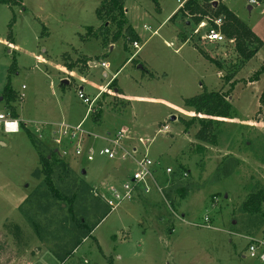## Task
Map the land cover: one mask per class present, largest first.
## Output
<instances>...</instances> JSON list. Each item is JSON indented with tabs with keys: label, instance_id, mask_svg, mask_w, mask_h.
I'll use <instances>...</instances> for the list:
<instances>
[{
	"label": "rangeland",
	"instance_id": "1",
	"mask_svg": "<svg viewBox=\"0 0 264 264\" xmlns=\"http://www.w3.org/2000/svg\"><path fill=\"white\" fill-rule=\"evenodd\" d=\"M101 1L0 4V113L12 112L3 98L9 82L18 93L14 109L27 123L19 122L55 148L60 135L54 132L57 128L52 126V132L42 123L65 119L76 128L89 107L78 91L83 88L90 100L100 94L101 122L96 124L91 117L97 101L83 129L101 137L125 130L127 148H147L160 163L155 167L156 183L151 182L149 195L136 193L111 210L61 260L53 251L65 254L64 245L70 239L71 226L64 221L69 216L67 206L61 210L56 203L44 204L40 215H33L43 227L41 236L29 224L21 209L43 184L40 155L21 124L20 132L6 133L0 123V264H263L250 258L247 250L255 240L264 242V224L257 231L244 212L248 198L264 191L261 9L255 7L250 13L247 0H224L263 41L260 50L243 63L234 42L208 41L206 27L196 35L190 17L170 20L184 0H127V18L141 38V49L127 43L131 51L127 52L124 39L112 45V50L104 47L102 37L94 36L103 25L97 16ZM10 36L13 45H9ZM70 63L76 65L73 70L65 66ZM115 73L112 81L116 79L122 94L114 87L103 97L100 90ZM205 89L229 92L239 116L224 119L217 143L211 144L196 138L197 122L188 130L185 125L194 117H206L184 105L185 99ZM90 145L99 151L106 141L88 137L83 148ZM63 149L59 155L65 158ZM68 157L74 173L90 184L92 200L111 188L123 191L137 168L130 157L125 161L99 153L93 161ZM226 166L229 175L222 170L226 172Z\"/></svg>",
	"mask_w": 264,
	"mask_h": 264
},
{
	"label": "trees",
	"instance_id": "2",
	"mask_svg": "<svg viewBox=\"0 0 264 264\" xmlns=\"http://www.w3.org/2000/svg\"><path fill=\"white\" fill-rule=\"evenodd\" d=\"M127 0H102L101 5L97 9L98 19L103 21L101 30L95 32L94 36L102 37V45L112 46L120 39H124V49L131 52L127 43L133 44L140 41V36L135 28L129 23L127 18ZM157 1V0H156ZM216 0H184L182 6L173 14L170 20H176L179 15L190 17L194 20L195 26H198L204 20L218 17L223 18V24L218 27L211 21V24L219 29L229 41L234 40L235 50L242 57L243 63L253 57L263 46L261 38L252 30V28L242 21L234 12H232L225 4L219 2L215 6ZM264 2V0H261ZM0 4L9 7L23 6V0H0ZM192 21V20H191ZM16 23L14 16L10 22V29ZM90 32L93 28L90 27ZM93 34V33H91ZM10 43L14 44L13 38L10 36ZM186 39V38H185ZM251 45L255 47L252 48ZM133 54L131 55V58ZM129 58V59H131ZM76 65L70 63L66 67L73 70ZM242 66V65H241ZM241 66L239 68H241ZM230 78V77H228ZM116 79L110 82L109 89L116 88L119 94H122L120 87L116 84ZM109 93H103V97ZM229 92L209 91L205 89L202 93L185 99L184 105L199 115L206 117H194L191 121H185L186 130H188L193 122H197L200 126L196 133V138L204 143H217L218 127L224 122V119H237L239 116L235 111L232 103L229 100ZM3 98L7 106L12 109V116L19 118L14 109L13 104L18 100V93L13 89L8 82ZM98 101V100H97ZM261 101H264V91L261 95ZM103 109L101 101L96 104L95 111L91 113V117L96 124L101 122ZM208 116V117H207ZM210 117V118H209ZM21 128L25 130L33 146L40 155V163L42 165L41 174L44 176L43 184L38 189L32 192L24 204L25 209H21L32 227L41 236L43 227L39 226L33 215H40L42 205L56 203L60 205L62 210L64 204L67 206V214L69 216L64 220L65 224H69L70 239L65 246V254L60 255L58 251H53L61 260H66L73 250L77 248L82 240L88 237L92 231L100 224V222L111 213V207L103 201L102 197L98 199H90L91 186L82 176L78 177L69 164V157L65 158L59 155L57 147L50 148L45 144L35 133L28 128L26 129L23 122L20 123ZM46 128V124L44 125ZM47 129V128H46ZM205 147H200L203 149ZM238 162L237 159H234ZM227 175L230 174L226 166L222 169ZM228 170V171H227ZM170 195V190L169 194ZM99 200V201H98ZM101 200V201H100ZM24 205L22 207H24ZM264 191L260 190L252 194L244 205L245 214L249 215V221L256 227L257 231L264 224ZM40 208V210H38ZM35 211V213H32ZM94 213V215H92ZM90 220H89V218ZM92 218V219H91Z\"/></svg>",
	"mask_w": 264,
	"mask_h": 264
},
{
	"label": "built area",
	"instance_id": "3",
	"mask_svg": "<svg viewBox=\"0 0 264 264\" xmlns=\"http://www.w3.org/2000/svg\"><path fill=\"white\" fill-rule=\"evenodd\" d=\"M248 1L249 4L254 7H260L262 3H264L261 0ZM182 4L183 2L181 1L180 5L182 6ZM211 21L214 22V24L218 27H221L223 24L222 17H218L215 19L208 18L201 22L198 26H195L193 33L197 35L201 32L202 28L206 27V31L204 32L205 39L217 43L227 41V37L223 33H221L219 29L215 28L211 24ZM231 42H234V40H231ZM133 44L139 50L141 49V47L139 46V42H134ZM102 65L104 67L108 66L107 63H102ZM24 87L25 86H23V88ZM78 95L81 99L84 100V102L89 103L87 113L90 114L91 112H93L94 105L96 104L100 94L90 100L86 97L84 91L80 89L78 91ZM0 123L3 124V128L6 133L20 132V122L12 116L11 112H8L6 114L0 113ZM52 126H55L57 128L54 130V132L60 134L57 139V149L59 151L60 147L61 149L63 147L65 155L85 156L89 161L95 160V156L97 155V153H99L100 156H107L110 160L121 159L125 161L128 157L134 159L137 168L133 172L131 179L127 183H125L123 191L112 188L110 189V192L107 191V193H102L100 195L102 198H105L107 200V203L111 207V210H116L123 201L132 199L139 187H143L146 192L150 191L149 182H155V167L160 163L150 157L149 150H147V148L144 149V151H141L137 146H134L131 149L127 148L125 145V140L127 138V133L125 130L120 129L112 135L101 137L93 132L83 129L82 123L77 125L76 128L70 126L65 122L47 124L46 128L50 130L51 128H53ZM41 130L42 128L39 130V132ZM65 136L69 138L65 139ZM88 137H93L94 140L104 139L107 144L99 151H97L95 147L90 146L84 147V149L83 143ZM140 142L145 144L146 140L144 138H140ZM65 147H67L68 150H65ZM158 167H160V165ZM167 172L172 173V169L168 168ZM98 195L99 193H96V196ZM247 253L250 258L256 259L264 264V242H261L259 240L251 242L250 246L248 247Z\"/></svg>",
	"mask_w": 264,
	"mask_h": 264
},
{
	"label": "crops",
	"instance_id": "4",
	"mask_svg": "<svg viewBox=\"0 0 264 264\" xmlns=\"http://www.w3.org/2000/svg\"><path fill=\"white\" fill-rule=\"evenodd\" d=\"M220 2H222L223 4H225L232 12H234L239 18H240V14L239 13H237V12H235V11H233V9L232 8H230L225 2H224V0H222V1H220ZM264 3H262V5L260 6V7H256V8H259V9H261V14H264V5H263ZM181 5L179 4L178 5V7L171 13V15H173V13H175L177 10H178V8L180 7ZM247 6H248V10L250 11V13H252L253 11H254V9H255V7L254 6H252V5H250L249 4V1L247 0ZM263 7V8H262ZM170 15V16H171ZM241 19V18H240ZM254 20H257V18L255 17V18H253ZM242 20V19H241ZM253 30V29H252ZM254 31V30H253ZM231 42V41H230ZM9 45H13L12 43H10L9 42ZM114 48V46H111V50ZM103 63H105V62H103ZM92 64H94V62L93 63H91L90 65H92ZM96 64V63H95ZM108 64V63H107ZM66 66V65H65ZM65 66H63V68L65 69ZM120 71V69L117 71V72H119ZM106 75V74H105ZM117 75V73H115L113 76H112V78L106 83V85H104V87L100 90L102 93L103 92H108L107 90H109V88H108V86L107 85H109V83L112 81V79L113 78H115V76ZM65 83V82H64ZM67 83V82H66ZM24 86V85H23ZM23 86H22V88H23ZM24 89V88H23ZM106 89V90H105ZM121 89V88H120ZM81 90H83V88H81ZM116 91V90H115ZM117 92V91H116ZM263 93V92H262ZM123 94H124V92H123ZM98 95V94H97ZM95 97V96H94ZM261 97V96H260ZM126 98V97H125ZM87 115H90V114H88V113H86V115H85V117L81 120V121H79V124H81V123H83V121L85 120V118L87 117ZM17 120H19V121H25V124L27 123L26 122V120L23 118V117H21L20 115H19V118H17ZM60 122H65V123H67V124H69L70 125V123L66 120L65 121V119H63L62 121H46V122H44V123H42V125H44V124H55V123H60ZM78 124V125H79ZM87 131H90V132H92L91 130H89V129H87ZM118 131V130H117ZM94 133V132H93ZM108 135H112V134H110V132L108 133V134H106V136H108ZM93 144V143H92ZM107 144V143H106ZM90 147H92L91 145H90ZM134 147V146H133ZM149 154H150V151H149ZM155 160V159H154ZM162 168H163V166H162ZM157 169H155V171H156ZM85 171V170H84ZM155 171H154V175H155ZM86 172V171H85ZM164 172V171H163ZM155 177V176H154ZM152 182V181H151ZM151 182H149V185H150V191L149 192H146L145 191V189L142 187V188H138L137 190H136V193H139V195H141V196H147V195H149V193H151L152 192V186H151ZM155 183H156V180H155ZM157 188H158V190L160 189L159 187H158V184H157ZM112 189V188H111ZM101 191H103V190H101ZM160 191V190H159Z\"/></svg>",
	"mask_w": 264,
	"mask_h": 264
},
{
	"label": "water",
	"instance_id": "5",
	"mask_svg": "<svg viewBox=\"0 0 264 264\" xmlns=\"http://www.w3.org/2000/svg\"><path fill=\"white\" fill-rule=\"evenodd\" d=\"M214 4H215V6H217V4H218V1H214ZM142 65H140V67H141ZM67 82V81H66ZM172 120H175V116H172ZM85 172V171H84Z\"/></svg>",
	"mask_w": 264,
	"mask_h": 264
}]
</instances>
